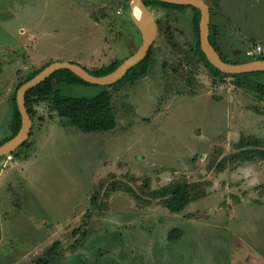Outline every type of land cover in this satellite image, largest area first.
I'll return each instance as SVG.
<instances>
[{"label": "rangeland", "instance_id": "1", "mask_svg": "<svg viewBox=\"0 0 264 264\" xmlns=\"http://www.w3.org/2000/svg\"><path fill=\"white\" fill-rule=\"evenodd\" d=\"M206 1L224 56L264 55V0ZM150 9L147 76L109 87L115 129L83 132L41 100L26 143L0 158V264H264V75H216L194 49V10ZM131 13L132 0H0V144L27 74L125 60L142 43ZM178 182L194 199L174 213L162 192Z\"/></svg>", "mask_w": 264, "mask_h": 264}, {"label": "trees", "instance_id": "2", "mask_svg": "<svg viewBox=\"0 0 264 264\" xmlns=\"http://www.w3.org/2000/svg\"><path fill=\"white\" fill-rule=\"evenodd\" d=\"M143 1L148 7L159 6V7L175 9V10H182L187 7L192 8L195 12L194 28L196 32L194 49L196 50L197 54L204 60L205 65L210 71H212L216 75H220L224 73L209 62L206 55L201 49L200 38H199V19H200L199 9L192 6L171 4L160 0H143ZM132 23L134 24L133 21ZM134 26L136 27L135 24ZM210 40L212 44L216 47V49L220 52L222 58L225 61L234 62L222 54L221 50L219 49V46L214 41V38L212 37L211 33H210ZM152 48L149 54L147 55V57L144 60H142L140 63L135 65L132 69H130L129 72L125 75V77L116 84L132 83L142 77L147 76L150 68V63L152 60ZM255 59H264V55L257 56L255 57ZM123 61L115 60L109 64H105L98 67H92V68L87 65H84V67L95 75H105L115 70ZM49 63L51 62H47L37 70L30 71L26 76V81L32 78L33 76H35ZM231 75H237V74H231ZM240 75H264V72H253V73H246ZM63 84H69V85L83 84L90 86H98L102 88V90L93 96H72L62 91L61 88ZM113 85L101 86V85L91 84L83 80L81 77H79L69 69L58 70L48 79H46L44 82L36 85L27 92L26 94L27 109L29 111V114L31 115L33 110L32 105L35 102L41 100H49L51 102L50 103L51 109L53 111H55L60 117L68 119L70 124L77 126L83 132L89 133V132H103V131L113 130L118 125L117 116L112 101V93L109 90V87ZM10 105L12 109V120L10 123L11 136L6 138L5 141L15 136L19 132L22 125L21 113L19 111L16 102V92L13 93L12 96L10 97ZM19 148L16 151H13L12 153L18 154L20 150ZM193 192H194V187L191 184L187 182H178L176 184H173L169 188L165 189L162 193L163 195L168 196V199L166 200L167 208L171 212L178 213L183 211L193 201L194 199ZM181 235H182L181 229H173L170 231L168 238L169 240H175L179 238Z\"/></svg>", "mask_w": 264, "mask_h": 264}, {"label": "water", "instance_id": "3", "mask_svg": "<svg viewBox=\"0 0 264 264\" xmlns=\"http://www.w3.org/2000/svg\"><path fill=\"white\" fill-rule=\"evenodd\" d=\"M171 4L192 6L200 10L199 38L201 49L209 62L220 71L228 74H246L264 72V59H253L245 62L225 61L220 52L210 40L211 12L205 0H160ZM136 7L141 14V21L133 16ZM132 20L142 34V43L138 49L127 57L115 70L105 75H95L87 70L84 65L72 61H54L45 66L35 76L23 82L16 91V102L21 113L22 125L19 132L0 145V158L6 156L22 146L32 131V118L26 105L27 92L36 85L44 82L56 71L69 69L83 80L101 86H110L121 81L135 65L144 60L149 54L157 35L158 25L156 18L143 0H132Z\"/></svg>", "mask_w": 264, "mask_h": 264}, {"label": "built area", "instance_id": "4", "mask_svg": "<svg viewBox=\"0 0 264 264\" xmlns=\"http://www.w3.org/2000/svg\"><path fill=\"white\" fill-rule=\"evenodd\" d=\"M263 51V47L261 45H257V47H255L253 50L250 51V54H259ZM7 158L11 159L12 155H6Z\"/></svg>", "mask_w": 264, "mask_h": 264}, {"label": "crops", "instance_id": "5", "mask_svg": "<svg viewBox=\"0 0 264 264\" xmlns=\"http://www.w3.org/2000/svg\"><path fill=\"white\" fill-rule=\"evenodd\" d=\"M206 1V0H205ZM207 2V1H206ZM224 4V3H223ZM210 6V5H209ZM224 6L226 7V8H231L230 6H229V4H228V6H226V3L224 4ZM225 8V9H226ZM132 20V19H131ZM135 24V23H134ZM136 25V24H135ZM252 37H255V38H257V39H264V35H263V33H262V36H252ZM77 63H82L83 65H87V64H85V61L84 62H77ZM88 66V65H87ZM9 99H10V96L8 97Z\"/></svg>", "mask_w": 264, "mask_h": 264}, {"label": "bare ground", "instance_id": "6", "mask_svg": "<svg viewBox=\"0 0 264 264\" xmlns=\"http://www.w3.org/2000/svg\"><path fill=\"white\" fill-rule=\"evenodd\" d=\"M133 16L138 20L141 21V14L138 11V9L136 7L133 8Z\"/></svg>", "mask_w": 264, "mask_h": 264}]
</instances>
